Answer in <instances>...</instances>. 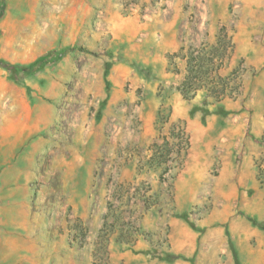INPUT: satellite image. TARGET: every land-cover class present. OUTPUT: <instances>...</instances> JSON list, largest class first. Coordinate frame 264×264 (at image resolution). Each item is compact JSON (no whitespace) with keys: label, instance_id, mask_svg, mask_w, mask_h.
Listing matches in <instances>:
<instances>
[{"label":"rangeland","instance_id":"1","mask_svg":"<svg viewBox=\"0 0 264 264\" xmlns=\"http://www.w3.org/2000/svg\"><path fill=\"white\" fill-rule=\"evenodd\" d=\"M57 52L0 65V197L26 213L0 246H35L36 264H264V0H0V61Z\"/></svg>","mask_w":264,"mask_h":264},{"label":"crops","instance_id":"2","mask_svg":"<svg viewBox=\"0 0 264 264\" xmlns=\"http://www.w3.org/2000/svg\"><path fill=\"white\" fill-rule=\"evenodd\" d=\"M26 127L24 125L18 126L17 130L12 129L9 124L2 125L1 128V138L4 140L14 139L17 143L25 138ZM12 137V138H11ZM6 143L2 142V146ZM11 167V166H10ZM4 168L3 170H13L20 171V167L12 166L10 168ZM4 180H11V186L16 189L25 186V176H20L19 173L7 174L3 176ZM15 195H8L0 197V236L2 234H14L19 228L25 227L26 213L25 208V198L22 196L15 199ZM17 210L19 222H17L14 217H11V212ZM35 252V246H0V264H36L40 262L41 254L37 255Z\"/></svg>","mask_w":264,"mask_h":264},{"label":"trees","instance_id":"3","mask_svg":"<svg viewBox=\"0 0 264 264\" xmlns=\"http://www.w3.org/2000/svg\"><path fill=\"white\" fill-rule=\"evenodd\" d=\"M62 52H57V53H50L47 54L43 57L38 58L37 60H35L34 62L30 63L29 65L26 66H20V65H15V66H10V65H6L5 63H3L2 61H0V65H4L5 67H10L16 71L19 72H23V73H31V72H35L38 71L40 69H42L45 65L49 64V63H54L56 61H58L61 57H62ZM202 61V60H201ZM203 62V61H202ZM204 64V63H203ZM202 66V65H201ZM203 68V67H202ZM108 69H109V64L105 65V76H107L108 74ZM194 73L196 74L195 76H193V79H197V77L202 78L206 75L205 72L202 73V70H196L194 71ZM192 70L188 71V74L180 88V93L183 96L184 99H191L193 96H195V94L197 93V89H192L190 87V84L187 83L188 80H190L192 77ZM218 80H222L220 77L217 76ZM192 80V79H191ZM230 93V92H228ZM205 96L208 97H214L218 102H221L222 100H224L225 98H230L231 96H229V94H227V88L222 86L221 88H212V89H208L205 91ZM201 111L203 112V115H209L212 112H210L207 108H203L201 109ZM213 113H217V114H226L227 112L222 108L219 107V109ZM178 132L181 135V139L184 141V149L182 150L184 152V156H186L187 153V149H188V136L185 132V127L182 126L180 128H178ZM252 223L257 224V222L252 221ZM260 228L264 231V226L263 225H259ZM167 259H175V257L168 255L166 256ZM236 264H238V262L236 261Z\"/></svg>","mask_w":264,"mask_h":264}]
</instances>
